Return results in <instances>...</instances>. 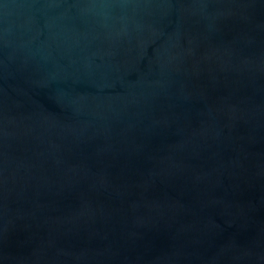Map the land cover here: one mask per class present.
I'll use <instances>...</instances> for the list:
<instances>
[{"label":"water","instance_id":"obj_1","mask_svg":"<svg viewBox=\"0 0 264 264\" xmlns=\"http://www.w3.org/2000/svg\"><path fill=\"white\" fill-rule=\"evenodd\" d=\"M0 264H264V0H0Z\"/></svg>","mask_w":264,"mask_h":264}]
</instances>
